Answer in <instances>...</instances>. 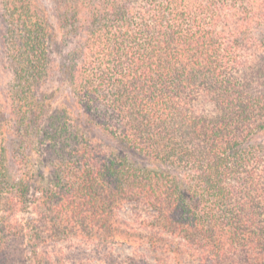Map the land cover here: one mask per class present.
Here are the masks:
<instances>
[{
    "label": "trees",
    "instance_id": "1",
    "mask_svg": "<svg viewBox=\"0 0 264 264\" xmlns=\"http://www.w3.org/2000/svg\"><path fill=\"white\" fill-rule=\"evenodd\" d=\"M51 1L3 0L0 264H65L40 246L71 235L149 244L158 264H264V73L242 72L247 53L264 52V0ZM63 38L76 42L54 66ZM57 66L86 119L124 150L49 111L38 88ZM42 144L44 158L23 163ZM129 203L138 227L119 216Z\"/></svg>",
    "mask_w": 264,
    "mask_h": 264
},
{
    "label": "rangeland",
    "instance_id": "2",
    "mask_svg": "<svg viewBox=\"0 0 264 264\" xmlns=\"http://www.w3.org/2000/svg\"><path fill=\"white\" fill-rule=\"evenodd\" d=\"M47 3L48 7H53V2L51 0H42ZM4 2L0 0V91L5 95L9 93V87L12 84V71L11 63L9 57L6 55V29L7 22L5 19V9ZM264 32V30H263ZM260 31L256 32V35L260 38ZM62 43L59 45L60 48H56L55 53L53 54V65H58L63 61V55L68 53L76 42L75 39L71 38V41L68 42L65 38L62 39ZM66 44V45H65ZM259 54V55H258ZM263 57V58H262ZM247 67L243 68L244 76L247 77H256L263 75L262 69H264V52L256 53L251 52L247 53L246 56ZM38 91L42 96L45 97L47 106H49V111L55 110H67L68 113L75 119V121L80 125L81 129L86 132L88 137L97 141L101 146L107 144L110 148L117 147L118 149H123V144L116 143L110 134L104 133L99 128L91 125V123L86 119L85 114L82 111V108L76 103L70 86L66 82V78L62 72V69L59 67H54L49 71V75L46 77L44 83L38 88ZM196 101V104H200L198 108L199 111L213 114L214 105L207 99H204L202 96ZM8 107L11 109V99H9ZM254 140L257 142H264V132L255 135ZM20 140L16 135L11 137L10 145V161L13 165L15 173L21 168V152L19 149ZM32 150V149H31ZM26 150L25 152H29ZM33 156L30 159L23 161L30 165V162L40 161L43 156L46 155L43 144L37 148H33L31 151ZM138 157L137 155H134ZM139 159L141 160L140 156ZM139 160V161H140ZM30 161V162H29ZM45 161V160H44ZM23 167V166H22ZM32 192H34L32 190ZM132 204L129 203L127 206H124L119 211V216L121 219L133 223L135 227H138V222L143 219V216H140L135 212V209H131ZM36 215L35 212L27 213L26 210L20 211L18 216L20 217H31ZM40 251H47L48 256L51 260L56 263V261L61 260L65 264H111V263H123L129 264V261L137 258H145L150 264H158L155 261L157 256H162L163 253L157 251L156 249L149 248V244H144L143 246L139 243L128 244V243H114L104 246L95 239H86L81 236H69L63 240L57 241H45L40 246ZM29 251L25 252V256L29 255ZM170 264H175L174 261H169ZM137 264H139L137 262Z\"/></svg>",
    "mask_w": 264,
    "mask_h": 264
}]
</instances>
